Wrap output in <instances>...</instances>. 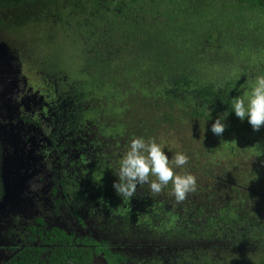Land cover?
<instances>
[{"label":"trees","instance_id":"trees-1","mask_svg":"<svg viewBox=\"0 0 264 264\" xmlns=\"http://www.w3.org/2000/svg\"><path fill=\"white\" fill-rule=\"evenodd\" d=\"M34 21L60 23L84 60L85 78L72 92L122 104L126 109L113 119L126 131L136 122L138 128L198 129L211 150L210 169L225 163L236 168L228 185L237 190L255 184L252 192L264 200V127L253 131L231 112L233 99L247 96L254 77L264 74V0H0V27ZM131 117L137 120L127 124ZM218 117L225 124L220 136L210 130ZM171 189L169 183L165 190ZM235 206L210 213L196 204L197 223L189 213L175 233L169 227L176 218L169 216L165 238L186 247L194 240L245 250L234 260L215 256L213 264H264V223ZM204 251L196 248V262L188 259L190 247L179 251L178 264H200ZM204 256L212 257L208 250Z\"/></svg>","mask_w":264,"mask_h":264},{"label":"flooded vegetation","instance_id":"flooded-vegetation-1","mask_svg":"<svg viewBox=\"0 0 264 264\" xmlns=\"http://www.w3.org/2000/svg\"><path fill=\"white\" fill-rule=\"evenodd\" d=\"M3 51L0 142L7 154L11 151L15 156L13 172L5 159L3 180L11 184L10 176L16 175V185L20 184L16 194L29 202L13 210L6 226L2 225L0 251L6 250L7 257L1 264L21 260L26 264H178L179 251L189 247L188 259L196 262L198 246L205 250L200 264H213L215 256L234 260L244 254L243 247L228 248L227 243L205 247L193 240L186 247L167 240L164 221L176 218L169 227L175 233L180 214L157 201L139 210L134 196L125 199L113 192L112 181L128 144L115 134L116 146L79 145L76 136L82 128L77 126L93 114H79L80 99L67 92L64 97L46 76L37 80L34 66L28 71L19 59ZM5 56L12 61L11 67L4 62ZM96 132L104 133L102 128ZM162 193L173 199L171 190ZM190 216L197 223L196 213ZM216 246L226 250L219 252ZM207 250L212 255L208 259ZM244 259L247 263L251 258Z\"/></svg>","mask_w":264,"mask_h":264},{"label":"rangeland","instance_id":"rangeland-1","mask_svg":"<svg viewBox=\"0 0 264 264\" xmlns=\"http://www.w3.org/2000/svg\"><path fill=\"white\" fill-rule=\"evenodd\" d=\"M0 45L2 47L0 50L4 49L5 55H13L14 59H19L20 66L26 67L28 71L34 66L37 70V80H41L46 76L48 81L58 91L64 93V97L66 96V92L75 98L82 97L80 99V109L78 110L79 114L90 113L93 115L85 116V122L77 126V128H82L76 136L79 145L84 144L85 148H94L95 145L103 144L116 146L113 140V136L116 134L120 142L123 141L128 145L130 140L135 137H143L145 140L149 138L155 139L157 143L164 146L163 151L170 160L174 159L177 152H183L189 157L188 164L183 169H175V171L179 174H184L187 171L197 178V190L195 192L190 193L185 201L177 204L174 197L168 200L167 194L162 192L158 195L152 194L147 184L138 185L133 197L136 208L139 210L147 209L149 205L157 201L164 205L167 210L172 209L175 214H180L183 217L190 215L189 213H196V204L205 206V210L210 213L213 210L224 209L228 205L236 208V204L239 208L246 207L248 217L255 219L258 224L264 223V200H261L258 193L252 192L257 186L251 184L252 188L250 189L245 185V187L236 185L235 188H239L233 190L234 187L232 188L228 185V180L231 172L238 174L235 171L236 168L228 170L230 166L225 163L224 165H218V167L210 169L211 163L207 162L206 154L211 153V150L210 148L204 149L208 145L204 142V134L202 133L201 135L198 129L191 130L187 127L182 131L179 128L177 129L176 125L172 126L171 124V126L163 124V126L156 125V127L155 125L149 126L145 124L138 128L136 122L135 125H131L130 131H126L122 127L117 128L116 124L118 120L116 118L113 119V117H120L121 110L126 109L125 107L123 109L122 104L114 103L109 105L107 104L108 100H100L94 94L86 95L90 93L89 91L78 90L72 92L74 84L77 83L78 85L85 78V73L83 72L85 62L84 60H78L79 53L77 52V47L74 48L66 39L60 23L34 21L27 23L24 27L13 26L10 29L0 27ZM3 60L10 67L12 66V61H9L6 56ZM2 84L3 81L0 80V91L3 89ZM115 105L117 106V110H110L111 112L106 110V108H111ZM125 119L130 121L127 124H131L137 120V118L132 117ZM141 119L143 124L145 119ZM100 128L103 129L104 133L98 134L96 132ZM105 129L108 133H105ZM127 133H131L133 138L129 136L131 134ZM195 133H199L202 140ZM104 149L108 151L112 148ZM8 152L10 154L4 151L0 142V231L2 225L6 226L7 222L11 219L10 216L14 213L13 210L24 208L29 202V200L24 199L22 196L20 197L19 193L16 194L20 185H16L18 181L14 178L16 175L10 176L9 180L11 184H5V180H3L5 159L7 160L5 164L6 166H10L11 172L15 169V164L11 161L15 156L11 155V151ZM262 170L264 171V167ZM238 179H240L239 175ZM136 198L142 199L137 200ZM4 252L6 250L0 251V264L7 257ZM249 261L247 260V263Z\"/></svg>","mask_w":264,"mask_h":264},{"label":"clouds","instance_id":"clouds-1","mask_svg":"<svg viewBox=\"0 0 264 264\" xmlns=\"http://www.w3.org/2000/svg\"><path fill=\"white\" fill-rule=\"evenodd\" d=\"M231 112L241 121L246 119L253 131L264 127V74L254 77L247 96L233 99ZM223 119L218 117L212 123L210 130L213 134L220 136L224 132ZM163 149L164 146L152 138L131 139L112 181L113 192L118 197L131 199L138 185L147 184L150 192L158 195L171 183L175 202L185 201L190 193L197 190V178L187 171L179 174L175 169H183L189 157L177 152L170 160Z\"/></svg>","mask_w":264,"mask_h":264},{"label":"water","instance_id":"water-1","mask_svg":"<svg viewBox=\"0 0 264 264\" xmlns=\"http://www.w3.org/2000/svg\"><path fill=\"white\" fill-rule=\"evenodd\" d=\"M2 47H1V45H0V49H1Z\"/></svg>","mask_w":264,"mask_h":264}]
</instances>
